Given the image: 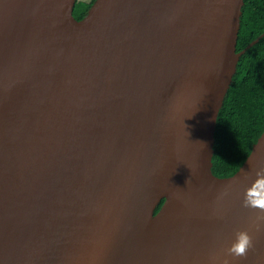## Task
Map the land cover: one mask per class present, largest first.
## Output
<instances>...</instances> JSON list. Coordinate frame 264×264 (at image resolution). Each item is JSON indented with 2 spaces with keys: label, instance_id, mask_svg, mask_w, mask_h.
<instances>
[{
  "label": "water",
  "instance_id": "1",
  "mask_svg": "<svg viewBox=\"0 0 264 264\" xmlns=\"http://www.w3.org/2000/svg\"><path fill=\"white\" fill-rule=\"evenodd\" d=\"M77 1L0 0V264H264V131L212 171L245 0Z\"/></svg>",
  "mask_w": 264,
  "mask_h": 264
},
{
  "label": "trees",
  "instance_id": "2",
  "mask_svg": "<svg viewBox=\"0 0 264 264\" xmlns=\"http://www.w3.org/2000/svg\"><path fill=\"white\" fill-rule=\"evenodd\" d=\"M94 1L78 0L74 8L76 17L83 18ZM242 10L237 51H242L264 33V0H245ZM263 131L264 35L241 56L220 109L212 158L213 173L218 177L235 174Z\"/></svg>",
  "mask_w": 264,
  "mask_h": 264
},
{
  "label": "clouds",
  "instance_id": "3",
  "mask_svg": "<svg viewBox=\"0 0 264 264\" xmlns=\"http://www.w3.org/2000/svg\"><path fill=\"white\" fill-rule=\"evenodd\" d=\"M255 175L256 179L245 191L243 206L259 210L262 215L257 219L264 222V168L257 170ZM253 247V237L247 231H238L235 240L226 249V253L233 258H246ZM222 264H230V261L224 259Z\"/></svg>",
  "mask_w": 264,
  "mask_h": 264
},
{
  "label": "flooded vegetation",
  "instance_id": "4",
  "mask_svg": "<svg viewBox=\"0 0 264 264\" xmlns=\"http://www.w3.org/2000/svg\"><path fill=\"white\" fill-rule=\"evenodd\" d=\"M76 6V5H75ZM75 17H76V14L74 13ZM78 19V17H76Z\"/></svg>",
  "mask_w": 264,
  "mask_h": 264
},
{
  "label": "rangeland",
  "instance_id": "5",
  "mask_svg": "<svg viewBox=\"0 0 264 264\" xmlns=\"http://www.w3.org/2000/svg\"><path fill=\"white\" fill-rule=\"evenodd\" d=\"M80 1H89V0H80Z\"/></svg>",
  "mask_w": 264,
  "mask_h": 264
}]
</instances>
